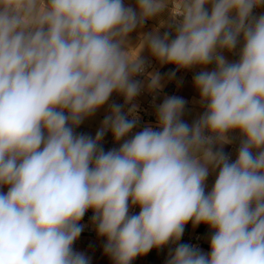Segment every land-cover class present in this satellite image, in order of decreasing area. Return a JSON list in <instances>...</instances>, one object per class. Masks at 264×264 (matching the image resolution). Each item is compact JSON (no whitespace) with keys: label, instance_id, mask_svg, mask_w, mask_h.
I'll use <instances>...</instances> for the list:
<instances>
[{"label":"clouds","instance_id":"9594fccd","mask_svg":"<svg viewBox=\"0 0 264 264\" xmlns=\"http://www.w3.org/2000/svg\"><path fill=\"white\" fill-rule=\"evenodd\" d=\"M179 3L174 39L132 46L173 0H0V264H90L73 249L89 210L113 264L180 241L189 221L209 227L210 251L179 243L167 264H264V15H253L264 0ZM145 46L180 69L215 64L194 76L203 114L189 125L186 101L170 96L155 128L128 138L135 106L112 104L95 137L77 134L114 92L138 95ZM150 79L160 87L159 73ZM109 131L120 146L105 151ZM233 131L235 161L213 151Z\"/></svg>","mask_w":264,"mask_h":264},{"label":"crops","instance_id":"0c3cea01","mask_svg":"<svg viewBox=\"0 0 264 264\" xmlns=\"http://www.w3.org/2000/svg\"><path fill=\"white\" fill-rule=\"evenodd\" d=\"M126 6H130L133 9L137 8V0H124ZM180 3L179 0H173V5L169 4V7L165 9L161 14L156 17L150 18L146 20L143 25H140L136 28L137 32L142 34L141 37L137 36H129L128 42L130 45L135 46L139 43L140 39L146 35L151 33L159 34L163 36L165 32L169 33V39L175 38V22L171 17V8L173 12L179 10ZM210 7V6H209ZM254 16L264 15V4L259 6ZM242 45H238L235 50L232 52H228L227 50L223 51V55L226 60L229 62H235L239 59V50ZM132 53H135L134 51ZM141 59L146 62L148 60H154V66L147 72L146 76L142 80V84L149 88L151 83L150 74L159 73L161 76L160 87L156 88L157 93V103L158 106L163 103L165 98L170 96L181 97L186 101L185 108L182 114V120L188 123L189 125L193 124L195 121L199 119V117L206 110L205 105L201 103L200 94L198 90L194 86V76L197 75L201 71H211L214 70L215 64H209L207 66H194L189 69H180L177 68L176 65L173 64H162L159 62L150 52L147 46L144 47L143 53L141 55ZM175 73V75H171ZM115 101L119 103L121 101L122 95L119 93H115ZM144 100V96L135 97L131 101L127 103H131V108L135 106L138 107L139 102ZM124 101L126 102L125 98ZM124 102V103H125ZM158 106L155 110L149 112L151 116L147 117L146 124L149 123H157V110ZM87 127L84 123H82L78 129H84ZM228 140L230 142L224 143L222 145L217 144L213 146V151H223L227 153L229 151H233L238 153V149L240 147V143L242 140L241 134L238 131H233L227 134ZM218 175V169L216 171H212L210 169L209 176L206 180V191H210L216 176ZM212 232L209 227L205 224L193 225L191 221H189L184 228L183 239L180 243L185 244H193L195 243V247L200 248L203 252L208 253L210 251V236ZM74 251L84 253L89 259L90 264H113V260L105 254L104 248H74ZM175 248H153L149 253L145 255H141L136 257L131 264H167L170 259L171 254L174 252Z\"/></svg>","mask_w":264,"mask_h":264},{"label":"rangeland","instance_id":"374dc122","mask_svg":"<svg viewBox=\"0 0 264 264\" xmlns=\"http://www.w3.org/2000/svg\"><path fill=\"white\" fill-rule=\"evenodd\" d=\"M129 36H137L141 37L142 34L137 31H133L129 34ZM133 46V45H132ZM143 51L141 52L140 56L142 55ZM134 55L135 53H131ZM122 95V94H121ZM116 94H112L109 98V101L100 109H98L92 116L86 118L83 123L87 125L84 129L76 128L75 131L77 134H85L95 137L96 132L101 128L102 122L104 118L110 113V106L112 104H117L122 107V111L124 113H128V110L131 108L130 104L124 101V96L122 95L121 101L117 103L115 101ZM125 102V103H124ZM121 141L120 143H122ZM101 146L105 151H108L113 148H118L120 146L119 143L114 141V138L111 132H107L101 141ZM3 191H7V189H3ZM92 210H89L83 219L80 221V224L83 225V231L81 232L78 239L74 242V248H104L106 243V239L97 235L95 225L92 223ZM168 248H175V247H168Z\"/></svg>","mask_w":264,"mask_h":264},{"label":"built area","instance_id":"2783aa9c","mask_svg":"<svg viewBox=\"0 0 264 264\" xmlns=\"http://www.w3.org/2000/svg\"><path fill=\"white\" fill-rule=\"evenodd\" d=\"M256 10H257V8H255L253 10V14L255 13ZM176 12H178V11H176ZM153 66H154V60L153 59L144 62V71L142 73L137 74L136 76L133 77L134 80L139 81L140 84H141L140 91H139V93H138V95L136 97L138 98V97L144 96V100L140 101L138 107L135 108L134 116L136 118H138L137 119V126L133 129V131L131 133H129V137L128 138H130L132 135H134L136 132L142 130L146 126H153L154 128L156 126V124H154V123L146 124V120H147V117L151 116V118L154 121L153 116L150 115L149 112L155 110L157 108V106H158L157 93H156L155 89L147 88V87H145L142 84V80L146 76L147 72ZM128 118L132 119L133 116H129ZM225 154L230 158L231 161H235V159L237 157V153L233 152V151H229V152H227ZM138 212H139V208L138 207H133L131 209V213L132 214H138ZM183 235H184V232H183ZM183 235H182L180 241H178L176 243L169 242L167 245L163 246L162 248L176 247L177 244H179L182 241ZM191 245L195 246V243H193Z\"/></svg>","mask_w":264,"mask_h":264}]
</instances>
